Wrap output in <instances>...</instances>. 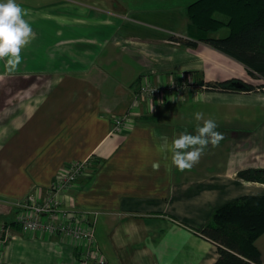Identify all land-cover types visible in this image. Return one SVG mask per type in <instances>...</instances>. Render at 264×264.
<instances>
[{"label": "crops", "instance_id": "0c3cea01", "mask_svg": "<svg viewBox=\"0 0 264 264\" xmlns=\"http://www.w3.org/2000/svg\"><path fill=\"white\" fill-rule=\"evenodd\" d=\"M194 1L16 0L36 36L16 71L0 60V264H79L83 242L24 233L16 203L44 197L63 169L83 161L61 199L70 213H95L106 264L215 263L218 244L200 232L213 211L264 196V183L237 176L264 168V89L206 88L232 78L258 84L190 37ZM144 84L157 92L141 93ZM197 112L223 139L181 172L161 146L195 134ZM117 118L123 125L113 131ZM254 245L264 264V232Z\"/></svg>", "mask_w": 264, "mask_h": 264}, {"label": "trees", "instance_id": "16d2710c", "mask_svg": "<svg viewBox=\"0 0 264 264\" xmlns=\"http://www.w3.org/2000/svg\"><path fill=\"white\" fill-rule=\"evenodd\" d=\"M189 35L245 66L264 79V0H196L186 8ZM227 29L222 37L214 36ZM211 91L264 89L232 78L207 82ZM246 181L264 183V168L240 170ZM201 234L218 244L214 264H262L254 245L264 232V196H243L216 208Z\"/></svg>", "mask_w": 264, "mask_h": 264}, {"label": "built area", "instance_id": "2783aa9c", "mask_svg": "<svg viewBox=\"0 0 264 264\" xmlns=\"http://www.w3.org/2000/svg\"><path fill=\"white\" fill-rule=\"evenodd\" d=\"M157 90V87L150 84L140 87V92L144 94L153 95ZM122 125V118L115 119L113 131L121 130ZM86 162H76L63 169L44 197L29 193L18 201L16 206L20 208L21 213L17 221L24 233L58 234L83 242L85 249L80 256L79 264H106L94 244L91 214L95 213L88 211L70 213L61 199L74 181L84 174Z\"/></svg>", "mask_w": 264, "mask_h": 264}, {"label": "clouds", "instance_id": "9594fccd", "mask_svg": "<svg viewBox=\"0 0 264 264\" xmlns=\"http://www.w3.org/2000/svg\"><path fill=\"white\" fill-rule=\"evenodd\" d=\"M27 9L22 8L16 0H0V60L5 61L8 73L16 71L22 63V49L35 39L33 31L26 16ZM152 110V105H151ZM197 121H203L198 125L195 134L187 131L179 133L171 142L164 137L161 151L171 153V166L179 171L191 170L205 155V150L211 145L217 147L223 139V134L216 131L217 124L212 119H204L203 113H195ZM159 163L152 164L153 170H159Z\"/></svg>", "mask_w": 264, "mask_h": 264}, {"label": "rangeland", "instance_id": "374dc122", "mask_svg": "<svg viewBox=\"0 0 264 264\" xmlns=\"http://www.w3.org/2000/svg\"><path fill=\"white\" fill-rule=\"evenodd\" d=\"M227 34V29L223 28L219 30L217 33H214V36L222 37ZM245 70V73H243V76L241 77L242 79L247 78L248 80H252L255 82V84H264V79L258 77L257 75H254L253 73L251 74L249 70Z\"/></svg>", "mask_w": 264, "mask_h": 264}]
</instances>
